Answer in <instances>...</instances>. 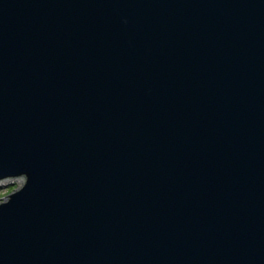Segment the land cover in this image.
<instances>
[{"label":"water","instance_id":"1","mask_svg":"<svg viewBox=\"0 0 264 264\" xmlns=\"http://www.w3.org/2000/svg\"><path fill=\"white\" fill-rule=\"evenodd\" d=\"M10 179L0 264H264V0H0Z\"/></svg>","mask_w":264,"mask_h":264},{"label":"rangeland","instance_id":"2","mask_svg":"<svg viewBox=\"0 0 264 264\" xmlns=\"http://www.w3.org/2000/svg\"><path fill=\"white\" fill-rule=\"evenodd\" d=\"M0 185H1L0 186V202H1L6 198L7 195H9L14 190L18 189L20 183L15 182L14 184H7L6 186H2V182H1Z\"/></svg>","mask_w":264,"mask_h":264},{"label":"built area","instance_id":"3","mask_svg":"<svg viewBox=\"0 0 264 264\" xmlns=\"http://www.w3.org/2000/svg\"><path fill=\"white\" fill-rule=\"evenodd\" d=\"M15 182H17V183H19V179H15V180H9V183H11V184H14Z\"/></svg>","mask_w":264,"mask_h":264},{"label":"bare ground","instance_id":"4","mask_svg":"<svg viewBox=\"0 0 264 264\" xmlns=\"http://www.w3.org/2000/svg\"><path fill=\"white\" fill-rule=\"evenodd\" d=\"M11 180H15V179H11ZM0 183H1V181H0ZM4 184L7 185V184H11V183H9V180H7V181H3V182H2V185H4ZM5 185H4V186H5Z\"/></svg>","mask_w":264,"mask_h":264}]
</instances>
